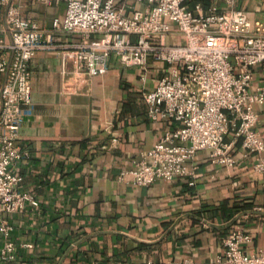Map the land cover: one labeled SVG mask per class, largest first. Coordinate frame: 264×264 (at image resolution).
Here are the masks:
<instances>
[{"label": "crops", "instance_id": "1", "mask_svg": "<svg viewBox=\"0 0 264 264\" xmlns=\"http://www.w3.org/2000/svg\"><path fill=\"white\" fill-rule=\"evenodd\" d=\"M11 1L54 44L78 40L76 34L52 31V19L64 16L66 0ZM196 3L204 12L224 8L220 0L187 2L191 8ZM235 3L252 8L254 18L264 11V0ZM149 61L142 81L136 67L123 66L115 55L107 72L95 77L63 66L58 50H39L31 58L33 111L19 130L15 147L23 157L13 169L34 202L9 220L12 240L32 247H19L6 264H210L223 253V238L237 228L251 236L243 245L246 253L263 245L264 176L254 168L255 155L239 143L232 166L214 164L200 151L184 176L147 186L119 181L122 170L175 126L147 116L142 91L154 89L166 71ZM253 77L264 82V64L255 67ZM4 80L0 72V89ZM255 110L254 129L264 137V103Z\"/></svg>", "mask_w": 264, "mask_h": 264}, {"label": "built area", "instance_id": "2", "mask_svg": "<svg viewBox=\"0 0 264 264\" xmlns=\"http://www.w3.org/2000/svg\"><path fill=\"white\" fill-rule=\"evenodd\" d=\"M56 5L61 0H39ZM188 0H66L63 17H54L53 32L76 34L78 40L54 44L39 25L22 16L11 0H0V263L16 258L9 216L33 203L21 189L13 165L23 157L15 143L24 118L31 115L29 62L39 50H58L62 65L78 76L104 75L115 55L134 66L145 80L150 59L166 66L152 90L142 91L147 116L167 120L154 146L140 154L119 181L147 186L156 180L184 176L200 151L214 164L232 166L239 143L255 155L254 168L264 176V137L255 131L256 106L264 103V82H254L255 67L264 64V11L257 18L236 0H220L224 8L203 11ZM181 37L169 42V36ZM251 236L237 228L223 238V253L210 264H264V243L248 254ZM183 264H197L186 260Z\"/></svg>", "mask_w": 264, "mask_h": 264}, {"label": "rangeland", "instance_id": "3", "mask_svg": "<svg viewBox=\"0 0 264 264\" xmlns=\"http://www.w3.org/2000/svg\"><path fill=\"white\" fill-rule=\"evenodd\" d=\"M238 7H239V6H238ZM245 8H246V7H245ZM246 10H248L249 12H252V8H251V9H248V8H247Z\"/></svg>", "mask_w": 264, "mask_h": 264}, {"label": "trees", "instance_id": "4", "mask_svg": "<svg viewBox=\"0 0 264 264\" xmlns=\"http://www.w3.org/2000/svg\"><path fill=\"white\" fill-rule=\"evenodd\" d=\"M203 2L207 1V0H202Z\"/></svg>", "mask_w": 264, "mask_h": 264}]
</instances>
